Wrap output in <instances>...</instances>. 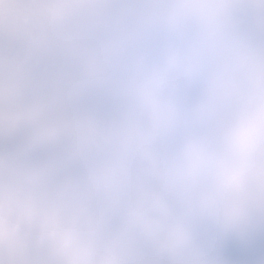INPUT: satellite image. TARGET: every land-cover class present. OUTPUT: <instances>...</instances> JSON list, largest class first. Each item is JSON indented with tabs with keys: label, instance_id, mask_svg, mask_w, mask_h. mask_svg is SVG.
<instances>
[{
	"label": "clouds",
	"instance_id": "1",
	"mask_svg": "<svg viewBox=\"0 0 264 264\" xmlns=\"http://www.w3.org/2000/svg\"><path fill=\"white\" fill-rule=\"evenodd\" d=\"M0 264H264V0H0Z\"/></svg>",
	"mask_w": 264,
	"mask_h": 264
}]
</instances>
